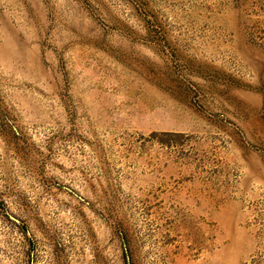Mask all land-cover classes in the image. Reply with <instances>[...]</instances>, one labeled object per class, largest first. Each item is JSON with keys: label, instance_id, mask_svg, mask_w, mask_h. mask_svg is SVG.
Masks as SVG:
<instances>
[{"label": "rangeland", "instance_id": "1", "mask_svg": "<svg viewBox=\"0 0 264 264\" xmlns=\"http://www.w3.org/2000/svg\"><path fill=\"white\" fill-rule=\"evenodd\" d=\"M0 264H264V0H0Z\"/></svg>", "mask_w": 264, "mask_h": 264}]
</instances>
